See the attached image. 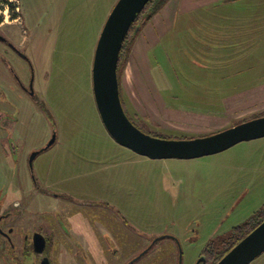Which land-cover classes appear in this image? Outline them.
<instances>
[{"label":"rangeland","instance_id":"374dc122","mask_svg":"<svg viewBox=\"0 0 264 264\" xmlns=\"http://www.w3.org/2000/svg\"><path fill=\"white\" fill-rule=\"evenodd\" d=\"M117 1L0 0V100L7 114L0 203L29 193L40 208L51 206L50 220L65 222L71 244L64 261L52 255L55 264H197L210 241L264 208V137L188 160L151 159L118 144L101 121L92 78L98 40ZM216 15L201 21L215 23L209 32L151 52L145 70L129 64L146 24L137 34L121 63L120 85L142 131L191 139L264 114L260 70L249 69L241 81L233 76L240 82L231 90L219 82L231 67L234 75L264 62V0H237ZM227 61L232 66L219 65ZM161 237L149 256L132 254L140 239L149 245ZM98 243L102 255H92ZM16 254L20 264L37 263ZM251 264H264V254Z\"/></svg>","mask_w":264,"mask_h":264},{"label":"water","instance_id":"95a60500","mask_svg":"<svg viewBox=\"0 0 264 264\" xmlns=\"http://www.w3.org/2000/svg\"><path fill=\"white\" fill-rule=\"evenodd\" d=\"M150 0H118L100 34L95 51L93 92L101 121L121 146L151 159H195L264 137V116L228 129L191 139H164L149 135L127 117L120 97L118 67L123 42L136 17ZM38 153L30 158V167ZM45 247V238L40 236ZM264 254V221L217 264H251ZM204 260V258H202Z\"/></svg>","mask_w":264,"mask_h":264},{"label":"crops","instance_id":"0c3cea01","mask_svg":"<svg viewBox=\"0 0 264 264\" xmlns=\"http://www.w3.org/2000/svg\"><path fill=\"white\" fill-rule=\"evenodd\" d=\"M228 1L229 0H168L161 8V10L157 12L146 24V26L141 31V34L138 35L136 43L133 46L132 55L129 61L131 68L133 70H145V68H148L151 60V52L159 49L167 41V44H169L170 42L174 43L177 39H181L182 41H184L186 39H189L188 37L194 38L196 36V32H209V29H207V27L212 28L214 27L215 23L213 21H208L202 24V22H204L207 19L206 16H209L210 14H213L215 16V6ZM185 32L190 35L186 34ZM167 53L168 52H166L165 56L167 55ZM224 79L225 77L220 81L222 83H225ZM224 89L230 88L225 87ZM230 90L228 91V93L232 94V91ZM224 92L226 93V91ZM45 185L46 184H41L39 185L40 187H36L37 195H40V191L44 189ZM54 220V223H56V219ZM173 238L177 239L176 237ZM163 239H165V237L159 238L158 241H161ZM78 241L81 242L79 243V245H82L84 242V240L81 241V238H78ZM140 241L141 246L138 248L139 250L135 251L134 249L132 251V254H137L138 256H149L152 251H148L151 249V245L153 242H150L149 245H146L145 240L140 239ZM99 243H101V241H99ZM99 243L94 246L92 255H102V248ZM53 245L54 249L52 248L53 251H51V253L59 254L60 259L63 256L62 261H64V255H67V253L70 252L68 251V249H71V244H68V239L63 245H59V243H55ZM67 247L69 248L67 249ZM62 250L66 251V253H62Z\"/></svg>","mask_w":264,"mask_h":264},{"label":"flooded vegetation","instance_id":"af4514ba","mask_svg":"<svg viewBox=\"0 0 264 264\" xmlns=\"http://www.w3.org/2000/svg\"><path fill=\"white\" fill-rule=\"evenodd\" d=\"M3 93L4 88L0 85V98ZM2 101L0 100V128L2 121L7 117L5 110L1 107ZM5 160L4 157L0 158L3 164H5ZM49 194L54 195L52 192ZM28 195L29 193L23 196L26 200L15 199L11 203H0V264H20L16 261L18 258L16 253H22L26 257H36V264H55V260L52 259L54 254L50 251L46 254L47 248H50L51 251L54 249L55 242L53 241L56 243L58 241L59 245H63L67 241L69 233L66 231L65 222L56 220L54 223L55 220L51 221V216L47 212L51 206L48 203H43L44 205L40 208L36 199L31 201L26 198ZM27 216H29L28 220H23ZM40 236L45 238V247L42 245Z\"/></svg>","mask_w":264,"mask_h":264},{"label":"trees","instance_id":"16d2710c","mask_svg":"<svg viewBox=\"0 0 264 264\" xmlns=\"http://www.w3.org/2000/svg\"><path fill=\"white\" fill-rule=\"evenodd\" d=\"M167 1L168 0H150L148 2V4L139 13V15L136 17V20L132 24L129 33L127 34V36H126V38H125V40L123 42L122 50H121V53H120V61H119V67H118V79H119V88H120L121 102H122V105H123V108H124V111H125L127 117L131 120V122L136 127H138V125H136V123L133 121V119H132L133 117L129 113L128 106L126 105V102H125L123 94H122L121 85H120V67H121V63L123 62V60L125 58V55H127L128 52L130 51V48H131L132 44L134 43L137 34L140 32L142 27H144V25L147 24L151 20V18L157 12H159L161 10V8L165 5V3ZM236 1L237 0H229L228 2L221 3V4H218L217 6H215V8H216L215 16H217L216 13H218V10L221 9V12H223L225 10V7L228 4H233ZM236 11L237 10H235V12ZM236 14H237V12H236ZM238 14L243 16V12L242 11L240 13H238ZM224 18L227 20V24L228 23H233V19L237 20V18H234L232 16H227V17L224 16ZM238 25H240V24H239V22L237 20V26ZM245 26H247V25H245ZM161 60L167 62L169 59L166 60V57L162 55ZM225 64L231 65L232 62L227 61V63L219 64V65H224L225 66ZM219 65H218V68H219ZM236 65L239 66V67H242V64H240V63H238ZM226 67H227V69H224V71L229 70L228 69L229 66H226ZM249 69L252 70V71H254L256 69L260 70L261 73L264 75V62L263 63L261 62L260 64L256 63V64H254V66H251V64H249L247 66V69L246 68L242 69V70H238L237 69L234 75L232 73V67H231L230 70H229V71H231V73L230 74H226L225 76H222L221 80L223 79V77H225V79H224L225 83H226L225 87L238 86L239 82L241 81V79L245 78V75L247 74V71H249ZM221 71H223V70H221ZM253 74L255 75V73H253ZM233 76L238 78V79H240V81L237 84L235 82L236 79L235 80H231L233 78ZM219 82H221V81H219ZM230 85H232V86H230ZM263 116H264V114H261L259 116H256L255 118H259V117H263ZM255 118H253V119H255ZM250 120H252V119H250ZM244 122H246V121H244ZM138 128L140 129V127H138ZM147 134H149V133H147ZM149 135H151V134H149ZM152 136L158 137V138L167 139L166 137H161V136H158V135H152ZM192 138H195V137H192ZM182 139H185V138H182ZM263 221H264V208L261 209L259 212H257V214L254 217H251L249 219V221H247L246 223H244L241 226H238V227L234 228L227 235H223L222 237H219V239H217V240L210 241L205 246V248L203 250V253L199 257L200 260L197 262V264H217L224 256H226L235 246H237L245 237H247ZM158 240L159 239L154 240L155 243H153V245L151 246V249L148 252L152 251V248L154 247V244H156L155 246H157V241ZM139 257H142V256H137V258H139ZM202 258H204V260H202ZM133 262H135V261H133Z\"/></svg>","mask_w":264,"mask_h":264},{"label":"bare ground","instance_id":"6f19581e","mask_svg":"<svg viewBox=\"0 0 264 264\" xmlns=\"http://www.w3.org/2000/svg\"><path fill=\"white\" fill-rule=\"evenodd\" d=\"M260 118V117H259Z\"/></svg>","mask_w":264,"mask_h":264},{"label":"built area","instance_id":"2783aa9c","mask_svg":"<svg viewBox=\"0 0 264 264\" xmlns=\"http://www.w3.org/2000/svg\"><path fill=\"white\" fill-rule=\"evenodd\" d=\"M18 9V8H17Z\"/></svg>","mask_w":264,"mask_h":264}]
</instances>
